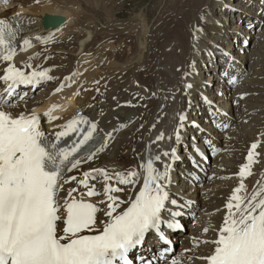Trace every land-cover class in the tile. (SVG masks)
<instances>
[{
  "label": "snow or ice",
  "instance_id": "6c2138e0",
  "mask_svg": "<svg viewBox=\"0 0 264 264\" xmlns=\"http://www.w3.org/2000/svg\"><path fill=\"white\" fill-rule=\"evenodd\" d=\"M201 31L196 28L194 36ZM18 32L19 25L14 27L6 19H0V60L12 61L17 50ZM24 44L30 46V41L24 40ZM3 72L0 80L7 84V96H12L19 85L35 87L42 81L53 79L47 70L26 73L12 63H8ZM229 82L234 83L235 79ZM192 87V84L184 85L185 91ZM54 91L59 92L61 88ZM6 102L0 98V103ZM57 107V104L51 105L42 115L49 121L59 119L51 114ZM185 120L186 116L179 114L181 123L175 131L177 142ZM82 125L87 126L82 129ZM56 128L59 130L54 129L51 133L42 131L41 115L35 112L27 116L21 113L13 118L0 110V264H135L137 260L145 264L141 256L133 257L132 253L143 244L149 232H154L161 242L163 251L160 256L168 252L169 241L163 229L174 230L181 226L175 219L181 213L168 208L169 203L178 205L176 199L170 200L168 191L171 165L164 163L163 170H160L154 165L160 161V156H149L138 166L143 169L139 190L121 209L124 202L114 194L124 189L110 183L112 176L105 169L85 171L80 179L77 176L65 179L66 172L71 173L95 157L91 145L99 131L97 124L77 111L72 119ZM72 136L77 139L69 146L65 138ZM162 138L161 134L157 140ZM256 148L257 143L250 147L249 164ZM100 150L102 148L97 149ZM195 150L199 151L198 148ZM163 155L175 159L176 149L173 148L171 153L165 151ZM95 173L103 176L102 192H97L94 184L89 186ZM250 174L249 165H242L238 175L243 178ZM140 176V171L131 168L115 173L119 185L132 187L137 186ZM72 181L87 189L81 195H103L104 199L99 203L106 205L104 215L107 219L101 221L102 230L95 228L96 215L101 209L75 198L76 188L68 190L63 203L65 215L59 214L58 192L64 184ZM243 188L241 182L226 204L228 213L217 239L213 241L214 251L203 257L207 264H264V187L247 198L238 195ZM165 211L169 214L167 219L163 216ZM59 221L64 227L63 234L58 236ZM84 232L95 234L85 235ZM172 264L177 262L173 260Z\"/></svg>",
  "mask_w": 264,
  "mask_h": 264
},
{
  "label": "bare ground",
  "instance_id": "6f19581e",
  "mask_svg": "<svg viewBox=\"0 0 264 264\" xmlns=\"http://www.w3.org/2000/svg\"><path fill=\"white\" fill-rule=\"evenodd\" d=\"M100 2L101 0H99V3ZM185 3H187V9L181 10L179 8V11H181V13H179V15L181 14V20L179 23H176V25L174 24L173 27L171 26L173 22L168 25V28L172 29L170 34H174L172 50L171 44H168L165 48L163 46L157 48V45L162 39L160 33L161 26L159 24V28L157 27L159 32L156 33V43L151 51V54H155L148 66L144 69L143 73L138 75L141 83L148 85L149 96H153V99L148 97L151 105L142 107V109H144L143 113L137 118L139 119L138 124L140 122H144L140 133L137 134L133 132L135 126L138 124L131 125V123H134L136 119L132 118L133 120H130V122H128L129 124L127 123L128 125L120 123L124 112H121V110L114 111V101L110 97L112 96L111 90L108 91L107 94L104 93V91H107V87L111 85L112 92L115 93V98L120 99V101L124 99H131V101L127 102L123 107V111L125 112L133 111L134 103L132 100L136 94L141 96L147 95L144 93L143 89L137 87L127 89V91L124 93H120L121 95L119 94L118 97L116 96L115 92V81L118 80L119 73H121L122 69L126 68L129 64H121L120 56L122 54L123 58V53H119L118 55H113L112 53H115L116 49L122 45L123 47H129L130 51L134 50L136 48L134 39L131 38V36L120 37V35H115L116 37H112L114 43L109 47L108 51L104 50L103 48V50L96 52L99 56L98 65L93 66V61H90V64H86L84 63L86 62L85 60L88 58L90 59L91 56H89V53L87 52L89 47V37L93 33L96 36L99 32L95 30H92V32L88 31L90 30V27L88 28L84 26L81 27L83 31L80 30L78 26L79 22L74 19V16H67L66 6L61 5L59 2L54 0H39L38 2L20 0V2L17 3V5H19L18 8H13L11 10L8 9V6L7 9H1L2 7L4 8V6L0 8V19H6L14 27L19 25V32L15 41L17 50L12 61L9 62L0 60V76L4 74L3 70L8 66V63L14 64L16 67L21 68L26 73L47 69L49 70V76L54 74L53 72L61 70V67L64 68L60 72L66 70L68 65H70L68 64V59L58 56L55 58V60L47 59L46 61L43 56L39 55V51L41 50V46L50 47L56 44L55 40L56 38H59V35H62L61 33H63L66 38L70 31L73 30L71 25L74 26V28H78V30L74 31L75 33L74 35L72 34L73 36L68 37L70 40H67L68 38L61 40L58 46L64 50V52L66 51V53L70 55L69 53L71 48L75 47L76 45V48H79V62L83 66L80 64L78 66L79 62H77V72H71L72 76L70 80L73 82L65 80V77H61L55 81L53 86H50L51 89L49 88L50 90L44 95L43 98H33L32 100L24 102L23 104L15 103L11 106L8 105L9 103H0V110L9 113L13 118L19 116L21 113L26 116L33 112L40 114L41 130L45 131L46 133H51L54 129L59 130L56 128V126L63 125L66 121L72 119L77 111H79L81 116L87 117L88 121L97 124L99 131L95 142L91 145V151L96 153L95 157L91 161L82 163L71 173L66 172L65 179H67L68 176H77L78 179H80L83 178L82 174L85 171H89L91 169H105L107 173L112 176L110 183L112 185H119L115 178V173L124 172L125 170L131 168L138 170L141 173L140 178L137 180V186L132 187L127 185H119L124 189L123 193L129 194V197H131L134 196V194L138 191L139 186L142 184L143 169L138 168V166L143 164L149 156L155 157L159 155L160 161L154 162V165L160 170H163L164 163H169L171 165L169 176L170 184L168 191L170 192V200L176 199L178 201V205H171L169 203L168 208H175L184 218H188V213L191 212L193 210V206H195L194 202L196 199L194 191H196V188L194 189L192 186L185 187L186 181H190L192 178L197 182L198 179H201V175L190 165V161H194V156L191 151H193V153H202L207 157L210 155L211 150H213L212 147L216 149L219 148L220 136L222 137V135L228 134L229 136L233 137L232 140H228L229 138L226 139V142L230 144L232 149L236 147L235 145L240 138L238 134H231L228 131L221 132L218 134V136L212 133L214 129L211 130V132H199L191 125L194 122L190 121V119L207 114V112L211 114V117L208 115L205 116L204 119H207V121H214L215 123L220 122V124L224 122L226 126L230 121H232L228 102H226L225 105L222 104V106L220 103L216 104V100L208 99L205 94H202L203 90L201 87L204 86V82L199 80V76L196 75L192 68L195 59L201 56V52L203 51L202 49L204 48L206 51H209L210 48V43H208L207 37L209 30L197 22V17L200 19L201 16H203L205 18L204 21L210 24L211 28L218 27L220 31L223 27L219 22L215 23V20L218 18V16L216 17V12L219 13L224 11V4L230 5L232 8L237 9H239L238 7L242 6L238 2L225 3L223 0H180L178 4L184 5ZM201 7L204 8L201 10ZM106 10L107 9H105V11ZM228 12L231 11L228 10ZM18 13L21 15H17ZM45 15H58L63 18V21L57 26H51L47 28L43 23V18ZM233 16H235V14H233ZM72 21L73 24H71ZM164 25H167V22H165ZM196 28H200L202 31L194 36V30ZM58 32L60 33L58 34ZM37 37H40V39H37ZM233 38H235V35H233ZM110 39L111 38H109V40ZM24 40H30V46L25 45ZM102 40L105 41L106 39ZM68 41H70V43H68ZM78 41L80 42L78 43ZM193 46H195V49H193ZM222 53L224 52L218 51L217 53L220 58H223V60L226 62L232 60H234L233 62H238L239 72L242 70V59L239 60L238 57H235L232 52L227 53V57H224L225 55ZM51 61L53 62V65L57 66L55 69H50L52 68L50 64ZM86 65L91 66L92 68L88 70ZM226 72L227 70L223 69L217 75L219 78H222L220 74L223 73V78H225ZM185 73H187V75H185ZM112 78H114V80H112ZM186 83L192 84L193 87L185 91L184 85ZM0 85L3 86L2 89L7 86L3 80H0ZM79 85H81V87H78ZM134 85L132 86L134 87ZM20 88L21 85H19V89ZM57 88H61V91L55 92L54 90ZM77 92L79 95H76ZM242 95L244 94H241L240 96ZM195 102L197 103L195 104ZM53 104H57L59 107L53 108L51 114L53 116L59 117V119L49 121V118L43 116L42 112L44 110L47 111ZM160 107H162V109H160ZM253 107L257 108V104H248L245 107L246 113L248 114L249 111H252L254 109ZM137 114H139V110H137V112L134 111V115ZM179 114H184L186 116V120L183 122L184 127L180 129V139H183L181 141L187 143L188 145L187 147L183 145V150L185 153L184 157L179 156V159L177 157L172 159L171 155L165 157L163 153L165 151L171 153L173 148L176 149V154L178 151H180L179 149L181 141L177 142L175 137L177 126L181 123L179 121ZM126 116L127 115H125V118L127 119L130 114L128 117ZM119 117H121V120L118 119ZM222 118H225V120H222L221 122ZM86 126L87 125H82L81 127L83 129ZM127 126H129L130 129H126ZM169 126L172 127L170 128ZM224 128L222 127L221 131L224 130ZM189 130L194 133V138L196 139L195 141H197V143L189 142V140L186 141V135L190 133ZM108 133H111V136H108ZM161 134L163 138L157 140V137L161 136ZM206 137H208L209 140L208 144L205 141ZM76 139L77 137L73 136L70 145ZM101 148L102 150L97 151V149ZM196 148H198L199 151H196ZM256 151L257 148L254 150L253 161L249 164L246 156V161L244 160L245 163L241 164L239 169H241L242 165L248 164L250 165L249 169L251 173V166L256 160ZM136 157L137 159H135ZM201 163H203V161H201ZM201 163L199 159V164ZM177 164H179L181 169L186 171L185 179H182L180 176L177 179L176 175L174 174L175 166ZM233 165L234 161H232L228 155L227 158H225V155H222L221 160L218 162V169L214 170V174H227L228 171L232 169ZM122 168H124L123 171H120ZM253 175L255 177L249 175L250 177L241 178L238 176V178L243 180L245 188V191L238 195L247 198L259 188L264 187V168L261 174ZM94 176H96V180L92 181V185L94 184L96 186L98 192H102L104 187L103 176L99 173H95ZM76 185L77 184L75 181L64 184L59 190L58 202H61L63 197L66 196L68 190L70 188H74ZM217 193L218 192L212 193V195H214L213 199L218 196L216 195ZM94 199L97 207L102 208L101 211L98 212V220L104 218L107 219L104 215L106 205L99 203V201L104 199L103 195H97ZM226 202L228 203L229 200H226ZM233 203L235 202L233 201ZM210 205H208L209 209H213ZM121 206L124 207L122 204ZM224 208L227 215L228 209L226 206ZM201 214L206 215L207 213ZM64 215L65 214L63 213L62 216ZM219 215L221 216L218 220H221L219 223L214 222V220L210 218H200L193 228L201 231V233L204 231V229H207L208 233L205 235L203 234L201 237L195 238L191 243L189 242L187 250L178 252L175 257H179L182 261L188 262L186 264H206L207 261L206 259H203V257L209 256L211 251L214 250L215 245L213 242V244H211V240L213 239V241H215L217 239L219 235V229L223 225L222 220L225 218L220 214V212H214V217ZM163 216H166L165 212L163 213ZM211 234H214L212 239L210 238ZM176 235H178V233ZM204 240H206L207 243H205ZM202 241L204 242L201 246L200 244L195 245ZM206 246L208 251H210L209 253L203 250ZM174 258L170 259L166 264H172V260Z\"/></svg>",
  "mask_w": 264,
  "mask_h": 264
},
{
  "label": "rangeland",
  "instance_id": "374dc122",
  "mask_svg": "<svg viewBox=\"0 0 264 264\" xmlns=\"http://www.w3.org/2000/svg\"><path fill=\"white\" fill-rule=\"evenodd\" d=\"M30 1H37V0H30ZM47 1H51V0H47ZM54 1L59 2L61 5L66 6L67 16L68 17L72 15L74 16V19L79 22L78 26L80 30L83 31L81 27L84 26L88 28L90 27V30L88 31L92 32V30H95L99 32L97 33L96 36L94 35V33L93 34L90 33L91 35L88 41L89 47L87 49V52L89 53V56L90 55L91 56L90 59L88 58L87 60H85L86 62L84 63L86 64H90L91 63L90 61H93V66H97L99 56L97 55L96 52L103 50V48L104 50L108 51L109 47L112 46V44L114 43L112 37H116L115 35L117 36L120 35V37L131 36V38L134 39V43L136 46L134 50L130 51L129 47L127 46L123 47L122 45L121 47H118V49H116L115 53H112L113 55L115 54L118 55L119 53H123L124 57L122 58V54L120 56L121 64L122 65L129 64L126 68L122 69L121 73H119V78L118 80L115 81L116 83L115 92H116V96L118 97L120 93H124L125 91H127V89H132L137 87L143 89L144 93L147 94L148 96L147 95L141 96L136 94L132 100L134 103L133 111L125 112L123 111L124 109L123 107L127 102H130L131 99H127V100L124 99L120 101V99L115 98L114 96L115 93L112 92L111 85L107 87V91H104V93L107 94L108 91L111 90L112 96L110 97L114 101V111L121 110V112H124L122 115V120L121 117L118 118L119 120H121L120 123L127 124L128 122H130V120L136 119L134 123H131V125L138 124L139 119L137 118L138 116L142 115L144 110L142 109V107L151 105V102L148 97H151L153 99V96H149L148 94L149 92L148 85L142 84L138 75L143 73L144 69L148 66L149 62L151 61L152 57L155 54V53L151 54V51L156 43V39H157L156 33L159 32L157 27L160 24L161 26L160 33L162 37L159 44L157 45V48H160L162 46L165 48L167 47L168 44H171V50H172L173 42H174V34H170L172 29H169L168 25L171 22H173L171 24V26L173 27L174 24L176 25V23H179V21L181 20V14L179 15L181 11H179V8L181 10L187 9V3H185L184 5H179L178 3L180 2V0H101L100 3L99 0H54ZM10 2L11 3H8L6 6H4V8L2 7L1 9H7V6L8 9L10 10L19 7L17 3H19L20 0L19 2L18 0H11ZM223 2L225 3L238 2L242 7H238L239 8L238 14L233 12H229V14H227L226 10L231 7L229 5L224 4L223 5L224 11H221L222 13L216 12V17L218 16V18L215 20V23L219 22L220 25L223 27L222 30L219 31L218 27L211 28L210 24L204 21L205 18L202 20L201 18L199 19V17H197V22H199L201 25H203L204 28L206 27V29L209 30V33L207 34L208 43H210L209 51L211 49L214 51V54H217L218 51H220L219 48H222L223 50L221 51H223L224 53L232 52L235 57H238L239 60L242 59V70L239 72V74H237L238 76L235 75L237 70H235L234 65L236 66L239 65L238 62L236 61L233 62L234 60H232L230 61L232 67L231 68L228 67L227 69H230V72H234L233 78L235 79V82L230 83L229 81L231 79L219 81L217 77L218 76L217 73L218 74L220 73V69L218 67L221 66L220 64H222V62L218 64L217 67L218 72L217 70L212 71L211 70L212 63L206 64V61L204 63H202L201 61L203 58H205V55L208 57L210 56V52L206 51L204 48L202 49L203 51L201 52L202 53L201 56L197 58L200 60L197 61V59H195L193 63V67H194V71L201 75L199 77V80L204 82V86L201 87L202 90L204 89V87H207L206 83L210 81V84L205 90V95L208 97V99L211 100L214 99L216 100V104L220 103L221 105L222 104L225 105V103L228 102L230 106L229 112L232 121L229 122L230 123L229 127L224 131H228L231 134L233 133L238 134L240 138L235 145L236 147L232 149L230 144L226 142L227 141L226 139L229 138L228 140H232L233 137L229 136L228 134H224L222 135V137L220 136L219 148L221 151L218 152L215 155V157L214 156L210 157L211 163L207 165L206 168L207 171L204 172L203 179L198 183H196V180H193L194 183L196 184H194L193 181H191L192 183L190 185H186L185 187L192 186V188L194 189L196 188V191H194L195 199L196 198L199 199L198 206L195 208L196 213L200 212L201 206L210 205L211 203L210 206L212 208H215V210L209 212V210L204 208L203 210H201V213H207L209 216H211L213 215L214 211H216V213L220 212V214L225 217L226 213L223 205H224V201L226 202L227 199L224 198L239 185L240 181L237 179L236 173L240 172L238 168L241 165V163L245 162L244 161L245 156H248L247 154L248 147L252 141L258 142L260 140L257 146L258 152L255 158L256 160L255 162H253L251 166L252 171L250 175L252 177H255L253 174H261L264 168V0H223ZM244 4L246 5L247 8H245ZM203 8L204 7H201L200 9L202 10ZM105 9L107 10L105 11ZM244 9L245 10L248 9V11L246 10L245 11L246 13H244ZM233 14H235V16H233ZM234 19L240 24L235 23L236 25H233ZM249 20H251L252 22L250 25L246 26V24H249ZM165 22H167V25H164ZM71 24H73V21ZM71 27L73 30L71 31L69 30L70 33L68 34V36H66V38L73 36L75 33L74 31L78 30V28H74V26L72 25ZM230 29H232L233 31L231 32L232 37L233 35H235V38L229 42V37L227 38L225 33H227ZM59 33L60 32H58V34ZM61 34L62 35H59V38H56L55 40L56 44L50 47L41 46L39 55L43 56L44 59H46V61L47 59L55 60V58L58 56L65 57L66 59H68V64L70 65L67 64L68 68L66 70H63V72L60 71L64 67H61V70H58L57 72L56 71L53 72L54 74L50 75L53 79L42 81L39 84L38 89H33L32 91L28 90L29 95H33V98H43L44 95L47 94L48 91L51 89L50 86H53L55 81H57L61 77H68L69 78L68 80L73 82L72 80H70L72 76L71 72L73 71L77 72L76 66H77V62H79V57H80L79 48H76L77 47L76 45L75 47H72L69 53L70 55H68L66 51L64 52V50H62L58 46L60 41L65 38L64 34L63 33ZM236 37H238V39ZM109 38L111 39L109 40ZM102 39H106V40L104 41ZM67 40H70V38H68ZM79 42L80 41H78V43ZM68 43H70V41H68ZM214 47H216V49L218 47V50H215ZM193 49H195V46H193ZM218 59L220 61L222 60L219 57ZM208 61H210V59H208ZM199 62L200 64H198ZM43 64H44V60H43ZM50 64L52 67L50 69H55L57 67L56 65H53L52 61L50 62ZM79 64L82 65L79 62L78 66ZM86 67L88 70L92 68L91 66H87V65ZM206 67L208 68V70ZM47 71L49 72V70ZM238 71H239V67H238ZM206 75L209 76L207 77ZM212 76L215 77L216 80L215 78L212 79ZM112 80H114V78H112ZM131 84L132 85L135 84L134 87ZM78 87H81V85H79ZM241 94L244 95L240 96ZM25 98H27V96ZM32 99H28L26 102ZM243 100H244V112H243ZM22 103L23 102H19L18 104H22ZM196 103L197 102H195V104ZM254 103L257 104V108L253 107L254 109L249 112L247 111L248 112L247 114L245 111V107L248 104H254ZM160 109H162V107H160ZM137 110H139V114L134 115V111L137 112ZM44 112L45 110L42 113ZM129 114L130 116L128 117ZM125 115H127L126 116L128 117L127 119L125 118ZM210 115L211 114H208V116ZM143 123L144 122H140L138 125H136L133 132L137 134L140 133ZM199 125L203 126L204 129H209L208 126H205L204 122H201ZM169 127L171 128L172 126ZM126 129H130L129 126H127ZM191 135L193 134L188 133L186 135V141L191 140ZM181 148L183 147L181 146L180 143V149H179L180 151L183 150V149L181 150ZM191 152L193 154V151ZM180 154L181 156L182 155L184 156L185 154L184 150L180 152ZM222 155H225V158H227L228 155L230 159L234 161V165L232 169L228 171L227 174L216 175L214 174L215 173L214 170L218 169V162L221 160ZM135 159H137V157ZM123 169L124 168H122L120 171H123ZM175 175L178 179L179 176L177 174ZM185 176L181 178L185 179ZM244 177H250V176L245 175ZM214 192H218L216 194L218 196H216V198L213 199L214 195H212V193ZM222 193L225 195V197L222 195ZM199 216H204V215L199 214ZM220 217H221L220 215L215 217L218 219H216L214 222L219 223L220 221L218 220L220 219ZM222 222H224V219L222 220ZM194 225L195 224L193 223L190 226L193 227ZM202 232L204 233V235L208 233V231H202ZM188 233H189V229L186 228L184 231V235H187ZM196 233L199 234V231H197ZM213 236L214 234H211L210 238L212 239ZM187 240L188 238H186V241ZM182 241L184 240L182 239ZM204 241L198 242L195 245L200 244L201 246ZM212 242L213 239L211 240V244H213ZM188 244L189 242H187V245L183 246V248H187ZM185 250L186 249L179 250L178 252H183ZM203 250L205 252L208 251L207 246L204 247Z\"/></svg>",
  "mask_w": 264,
  "mask_h": 264
},
{
  "label": "water",
  "instance_id": "95a60500",
  "mask_svg": "<svg viewBox=\"0 0 264 264\" xmlns=\"http://www.w3.org/2000/svg\"><path fill=\"white\" fill-rule=\"evenodd\" d=\"M63 21V18L61 16L58 15H45L43 18V23L45 27H51V26H57L58 24H60Z\"/></svg>",
  "mask_w": 264,
  "mask_h": 264
}]
</instances>
